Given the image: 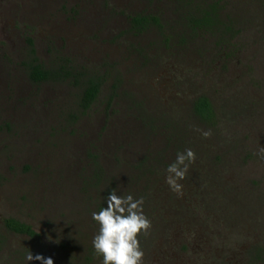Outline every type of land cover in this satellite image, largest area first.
<instances>
[{"label": "rangeland", "instance_id": "1", "mask_svg": "<svg viewBox=\"0 0 264 264\" xmlns=\"http://www.w3.org/2000/svg\"><path fill=\"white\" fill-rule=\"evenodd\" d=\"M211 1L229 32L194 31L175 0H0V264H102L92 213L108 189L143 199L142 264H247L264 244V1ZM135 14L162 28L134 34ZM28 38L44 66L64 55L105 76L90 109L69 81L29 80ZM199 95L213 125L192 112ZM186 149L178 194L167 168Z\"/></svg>", "mask_w": 264, "mask_h": 264}, {"label": "trees", "instance_id": "2", "mask_svg": "<svg viewBox=\"0 0 264 264\" xmlns=\"http://www.w3.org/2000/svg\"><path fill=\"white\" fill-rule=\"evenodd\" d=\"M175 1L179 5V9L184 8L186 12L184 13L185 20L187 22L185 24L194 31L201 30L210 34L216 33L218 30L224 33L223 29L226 32L230 31V28L220 18L221 6L218 2H207L208 0ZM151 28H156L157 30L162 28L160 19L155 14H135L130 18L129 29L134 34L146 32ZM220 36V40H223L224 35ZM27 43V59L24 62V66L29 80L35 84L69 81L81 88L80 94L77 97V110L82 114L90 109L92 104L95 103L101 87L105 82V76L95 72L78 73L73 64H71V60L64 55H55L50 65L44 66L36 57L32 39L28 38ZM117 87V84H113L112 90L115 91ZM109 99H111L110 95ZM192 112L203 124L213 125L215 120L214 109L207 96L199 95L193 100ZM92 158L96 164V157L93 156ZM94 177L97 182L102 180V169L96 168ZM103 182L105 183V179ZM109 190L108 194L110 193ZM4 225L7 230L16 234L30 237L35 235V231L29 224L14 218L5 219ZM183 249L185 250V246H183ZM245 253L247 264H264V244H253Z\"/></svg>", "mask_w": 264, "mask_h": 264}, {"label": "clouds", "instance_id": "3", "mask_svg": "<svg viewBox=\"0 0 264 264\" xmlns=\"http://www.w3.org/2000/svg\"><path fill=\"white\" fill-rule=\"evenodd\" d=\"M203 136L210 135L203 132ZM195 153L186 149L176 157V161L167 168L169 175L166 183L178 194L182 185L178 183L185 177L188 164L195 161ZM107 207L92 213V219L98 223L99 229L93 237L92 246L96 255L102 257V264H142L143 251L138 236L151 227L150 220L143 213V199H134L132 195L120 196L111 191L106 200ZM26 259L40 261L41 264H54L53 259L31 252Z\"/></svg>", "mask_w": 264, "mask_h": 264}]
</instances>
